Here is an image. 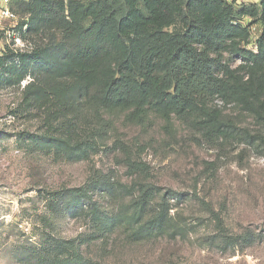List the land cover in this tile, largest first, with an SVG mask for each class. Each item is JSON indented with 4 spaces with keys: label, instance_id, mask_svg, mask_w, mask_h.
I'll use <instances>...</instances> for the list:
<instances>
[{
    "label": "rangeland",
    "instance_id": "374dc122",
    "mask_svg": "<svg viewBox=\"0 0 264 264\" xmlns=\"http://www.w3.org/2000/svg\"><path fill=\"white\" fill-rule=\"evenodd\" d=\"M22 1L29 0H3L10 16L0 22V264H71L69 242L88 264H264V120L231 96H215L210 112L258 140L210 144L191 124L151 111L68 99L62 106L51 95L27 102L33 76L17 81L13 63L18 69L22 56L59 34L30 32ZM250 4L258 5L232 6ZM241 23L250 26L253 48L263 26L250 17ZM240 65L230 62L233 70ZM239 70L251 81V69ZM57 139L84 152L70 153ZM88 186L98 217L118 214L117 227L100 228L83 201H58ZM146 191L156 192L152 208L132 204ZM153 208L164 211L166 232L133 237L148 229Z\"/></svg>",
    "mask_w": 264,
    "mask_h": 264
},
{
    "label": "trees",
    "instance_id": "16d2710c",
    "mask_svg": "<svg viewBox=\"0 0 264 264\" xmlns=\"http://www.w3.org/2000/svg\"><path fill=\"white\" fill-rule=\"evenodd\" d=\"M257 3L237 8L226 0L22 1L18 5L29 17L28 30L57 31L59 40L22 56L18 69L14 62L16 79L33 76L24 88L27 102L51 95L62 106L68 99L107 110L140 109L191 124L210 144L245 137L254 143L256 135L219 120L208 105L215 96H231L264 120V0ZM245 17L263 26L253 48L250 26L241 23ZM233 60L241 62L238 69H231ZM240 68L252 70L251 81H243L248 73L239 75ZM50 81L60 89L50 88ZM39 140L46 143L50 138ZM57 141L70 153L84 152L81 145ZM93 186L68 190L58 201H83L100 228L117 227L118 214L98 217L103 211L90 191ZM147 192L132 204L145 202L152 208L157 195L152 191L147 197ZM166 223L164 211L153 208L144 224L148 229H138L133 237H157ZM69 247L71 264H88L79 246L69 242Z\"/></svg>",
    "mask_w": 264,
    "mask_h": 264
},
{
    "label": "built area",
    "instance_id": "2783aa9c",
    "mask_svg": "<svg viewBox=\"0 0 264 264\" xmlns=\"http://www.w3.org/2000/svg\"><path fill=\"white\" fill-rule=\"evenodd\" d=\"M226 1L230 4H237V3L242 2L243 0H226ZM253 1L258 2L261 0H253ZM9 16H10V13H9L8 8L6 7L5 4H3V0H0V22L7 20Z\"/></svg>",
    "mask_w": 264,
    "mask_h": 264
}]
</instances>
